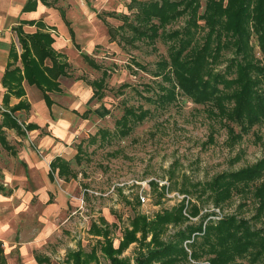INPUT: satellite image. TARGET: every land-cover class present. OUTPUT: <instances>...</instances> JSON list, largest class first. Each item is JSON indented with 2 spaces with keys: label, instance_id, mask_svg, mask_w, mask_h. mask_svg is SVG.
Masks as SVG:
<instances>
[{
  "label": "rangeland",
  "instance_id": "1",
  "mask_svg": "<svg viewBox=\"0 0 264 264\" xmlns=\"http://www.w3.org/2000/svg\"><path fill=\"white\" fill-rule=\"evenodd\" d=\"M130 1L46 0L44 5L41 18L54 28L51 33L55 39L64 29L67 32L62 12L75 34L73 43L54 44L68 60L69 75L60 78V91L50 94L55 115L61 112L69 125L60 136L45 127L27 131L22 142L17 141L21 136L15 131L7 134L16 152L26 146L45 161L47 171L48 158L61 156V174L55 170L51 182L53 192L41 197L42 191L32 190L42 181L38 172L23 181L24 189H31L39 203H29L16 223H11L17 233L47 235L42 251L37 252L48 257L43 264H67V252L78 248L84 252L95 249L98 263L108 264L98 243L102 236L92 233L91 224L107 229L117 246L122 230L130 229L134 216L149 223L177 208L184 220L163 225L159 233L163 242L171 240L179 229L197 225L202 219L203 223L183 240L187 256L175 264L208 262L213 254L204 250L208 244L199 233L222 218H231V230L237 233L246 234L248 227L258 236L264 235V205L259 207L260 200L264 201V175L260 171L254 177L249 175L254 168L258 170L260 162L264 164V110H260L264 108V79L252 77L264 66L258 34L248 30L247 57L237 53L223 35L224 45L213 58L206 57L207 69L200 77H185V86L196 94L190 97L179 88L175 73L171 69V73L160 71L157 64L171 60L185 32L188 49L182 57L204 43L207 0H167L177 4L176 9L165 25L156 20L157 34L151 40L144 38V33L131 37L129 23L136 24L142 15L137 13V3ZM24 29L33 32L35 27ZM63 36L68 37V33ZM251 62L257 66L249 72L245 67ZM250 77L257 83L249 84ZM203 81L205 85L214 83L216 93L206 94ZM244 81L248 92L240 95ZM199 93L206 96L204 101H199ZM31 113L23 111L18 118L26 125ZM44 134L59 142L57 149L40 146L38 139ZM10 151L3 145L0 166L12 162L20 166L17 155ZM217 176L219 185L228 186L220 193L211 187ZM19 181L13 179L4 188L19 187ZM255 189L260 190L258 196ZM45 199L57 205L54 212L48 211ZM138 246L132 243L122 255L131 259ZM259 247L258 243L245 245L229 263L264 264ZM194 250H198L197 258L192 256Z\"/></svg>",
  "mask_w": 264,
  "mask_h": 264
},
{
  "label": "trees",
  "instance_id": "2",
  "mask_svg": "<svg viewBox=\"0 0 264 264\" xmlns=\"http://www.w3.org/2000/svg\"><path fill=\"white\" fill-rule=\"evenodd\" d=\"M224 0H207L205 5V11L203 17L206 20L208 31L204 38V43L200 46H193L190 54H186V57H182V53L188 48L185 43L184 35H182L177 42V49L174 55L171 56L169 62H160L158 65L159 70H163L167 73H175V77L179 79V88L185 90L189 96H195L196 94L189 92L185 86V77H189L192 80H197L200 77L201 72L207 69L208 62L206 57L213 58L217 52L220 51L224 42H222L223 35L227 36L235 46L237 53H241L243 57H247L248 46L247 40L249 38V29L251 28L258 34L260 45L264 51V0H227L226 4ZM137 3V13L142 15V18L138 20L136 24L129 23L131 28V37L134 38L135 33L138 35L145 34L146 37L151 40L157 34L158 20L159 25L172 16L177 4L168 2L167 0H157L140 2L139 0H131L130 4ZM129 6H133L134 4ZM36 5V0H27L23 6L24 10L33 9ZM225 5V6H224ZM128 6V7H129ZM130 8V7H129ZM191 13H195V7H191ZM138 18V17H136ZM154 19V21H152ZM29 24H34L37 28L33 32H23L19 27L18 38L22 47L21 52V64L23 66V75L20 73V68L12 65L17 59V55L13 50L10 52V61L8 62V69L6 70L3 83L6 87V93L4 98L7 99L9 95L16 96L22 95V89L20 82L23 77L30 84H35L42 91V95L47 103H51V98L48 94L49 91H60V77H66L69 75L68 67L69 63L64 59L63 54L56 51L52 44L54 37L49 31V27L44 24L42 19L29 20ZM186 39V38H185ZM213 43V44H212ZM85 59L88 56L84 54ZM89 61V60H88ZM257 66L254 62L247 64L245 69L249 72L253 71V68ZM262 71L252 73L264 79V66L260 68ZM194 78V79H193ZM248 83L255 84L258 80L249 78ZM246 81H244L238 94L242 95L247 91ZM206 81H203L202 87H205L204 92L207 94L216 93V89L213 86L214 83L205 85ZM264 89V86L262 87ZM215 89V90H214ZM200 95V93L198 94ZM199 98V101H204L206 96ZM27 104L19 101L16 105L11 107L10 112L13 113L17 109L24 108ZM260 109V108H259ZM252 110V109H251ZM260 110H264L261 108ZM5 118L8 119V123L11 127L15 128L18 133H24L22 126L17 122L15 116H11L5 113ZM250 115L256 117L254 112H250ZM35 124H27L26 129H33ZM0 141L4 144L5 141L0 133ZM5 145V144H4ZM61 162L60 157H55L50 162L49 176L53 178V172L58 169L57 173L61 174ZM258 170L254 168L250 171L249 175L255 176L257 171H260L261 175H264V164L260 162ZM252 177V178H253ZM254 179V178H253ZM227 185V184H226ZM225 184L219 185V177L217 176L211 187L213 191L220 193L224 187H228ZM217 188V190L215 189ZM260 191V190H259ZM258 189L253 192L255 196L259 194ZM218 199H216L217 201ZM260 205H264V201L260 200ZM195 214V213H194ZM183 214L179 208L173 211H166L163 215H160L152 222H145V219L139 215L134 216L130 221V229L124 228L122 230L121 239L117 246H114L113 240L108 236V230L97 224H92V233L97 236H102V240H98L99 247L103 255L108 259V264H130L129 257H121L122 252L131 244L138 243V251L134 255V264H175L180 258L186 257L187 252L182 246L183 240L194 231L201 229L202 220L193 226H187L186 229H179L177 233L168 242H163L159 239V233L163 229V225L167 222L178 224L184 220ZM210 222V221H209ZM234 222L231 218H222L216 224H207L204 228L202 239L206 245L205 251L213 254L209 258V264H231L229 263L231 256L240 252L246 245L259 244V249L263 252L264 263V235L258 236L259 233L255 232L253 228H245L246 234L237 233L236 230H231V224ZM139 233V236H138ZM200 234V233H199ZM148 235H151L149 241H146ZM257 237V238H255ZM214 238V241L211 239ZM254 238V240H253ZM255 241V243H254ZM244 244L243 247H241ZM194 245V244H193ZM145 249V250H144ZM257 250V249H256ZM192 256L197 258L199 256L198 250L192 251ZM67 264H99L96 257L95 249H91L89 253H84L81 249L76 251L67 252L66 256ZM1 264V263H0ZM235 264V263H233Z\"/></svg>",
  "mask_w": 264,
  "mask_h": 264
},
{
  "label": "crops",
  "instance_id": "3",
  "mask_svg": "<svg viewBox=\"0 0 264 264\" xmlns=\"http://www.w3.org/2000/svg\"><path fill=\"white\" fill-rule=\"evenodd\" d=\"M26 1L27 0H0V133L5 141V145L0 141V154L1 149L4 145L6 148L11 149V154L17 155L16 161L17 164L20 165L13 166L12 162L7 163V165L3 164L0 166V174L4 176V179L2 178L0 180V242L4 244L3 246H0L1 264H43V262L49 261L48 257L40 256L37 253L38 251H42V246H44L43 244L47 241V235H45L44 232L39 235L33 233V235L30 236H27L22 232L17 233V231H15V228L13 229L11 223H13V220L15 221L14 223H16V219L20 218L22 209L24 207H27L29 203H33L34 201L38 202L34 199L32 190H39L40 192L42 191L41 197L47 195V192L54 191L51 187V182L53 180L49 176L50 162L55 157H61L60 155H55L52 157L49 156L50 158H48L49 160L47 162L49 170L47 171L44 168V166H46L45 161L43 162V160L36 158L34 155L35 153L33 154L31 151H29L26 146H23L22 150L16 152L15 148H13V146L9 143V138L7 134H11L15 131L17 135L21 136L16 138L17 141L22 142L21 139L26 136L25 134L27 131L34 132L42 127H45L46 129H48L49 132H54L55 134L60 136L63 131L68 128L69 125V120L65 117H61V112L59 113V115H55L54 113L55 103L51 98L50 94L52 92L59 91H49L48 94L51 98V103H47L42 95V91L40 90V88L37 87V85L35 84H30L29 82H27L25 77H23L20 82L22 95L16 96L11 94L7 99L4 98V95L7 90L3 83V80L5 78L6 70L8 69V62L10 61V52H12L13 50L17 55V59L12 65V67H19L20 73L23 75V66L20 60L22 47L18 38L19 27H21L20 29L26 33L29 32L24 29V27L26 26H34L36 30L37 27L34 24H29L28 21L34 19H42L41 16L45 13L44 5H46V0H36V5L33 9L24 10L23 6ZM38 1H40L41 3L39 2L38 4ZM60 15L64 24L67 26V32L64 29V31L60 35V38H58L57 40L51 33V30L54 28H49L50 33L54 37V42L52 44L53 48L54 44L60 46L62 45V43H66L68 41H71L72 43L75 42V34L73 29L70 27L69 22L65 19L64 13L62 12L60 13ZM42 21L44 22L43 19ZM44 24L46 23L44 22ZM46 26L50 27L47 24ZM66 33H68V37L63 36ZM61 38L63 42H61ZM74 47L77 48V45L75 43ZM55 50L58 51L57 49ZM58 52L64 55L63 52ZM65 60L68 62L67 59ZM60 78L58 79L59 83ZM19 101L24 102V104H27V106H25L24 108L17 109L15 112L11 113V107L16 105ZM23 111L32 112L30 114V117L26 120V125L29 123L35 124V127L33 129H26V125L19 120L18 114ZM5 113L10 114L11 116H15L17 122L22 126L24 133H18L15 128L9 125L8 119L5 118ZM38 142L40 146H43L47 149L52 146V151L57 149L59 145V142L52 139L48 134H44L43 136L39 137ZM9 158L10 157H8V159ZM37 172L38 174L42 175V181L40 180V186H36L32 190H25L22 185L23 181L25 179L28 180V176H30L31 173L37 174ZM13 179H19L20 186L12 190H6L4 187L7 186L11 181H13ZM43 199L44 198H42L41 200ZM43 203L44 202H40V204ZM45 203L47 205V208H50L48 211H55L57 205H54L53 203L49 202V199H45ZM41 219L44 220L43 217ZM201 234H203V232L199 235ZM183 247L185 248L186 252H188L187 244H184ZM70 251L73 250H69L68 252ZM124 251L122 252V254L124 253ZM84 253L87 254L89 252ZM122 254L120 255L121 257H127ZM130 264H134V257L130 259ZM201 264H209V262H203Z\"/></svg>",
  "mask_w": 264,
  "mask_h": 264
},
{
  "label": "built area",
  "instance_id": "4",
  "mask_svg": "<svg viewBox=\"0 0 264 264\" xmlns=\"http://www.w3.org/2000/svg\"><path fill=\"white\" fill-rule=\"evenodd\" d=\"M217 211V210H216ZM2 246V244H0Z\"/></svg>",
  "mask_w": 264,
  "mask_h": 264
}]
</instances>
